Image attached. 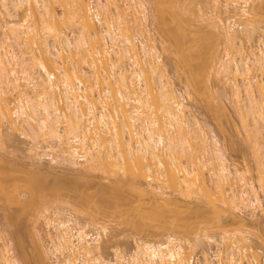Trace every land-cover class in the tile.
Listing matches in <instances>:
<instances>
[{
  "label": "bare ground",
  "instance_id": "bare-ground-1",
  "mask_svg": "<svg viewBox=\"0 0 264 264\" xmlns=\"http://www.w3.org/2000/svg\"><path fill=\"white\" fill-rule=\"evenodd\" d=\"M186 1L149 0L153 24L164 34L169 43L165 49L194 92L211 90V76L227 89L254 159L256 184L230 162L210 127L190 113L184 94L169 81L150 35L145 2L0 0V27L5 31L0 38V149L7 130L18 132L30 143L29 166L47 161L80 175L101 172L104 179L113 178L115 186L127 183L161 202L170 215L156 217L159 222L173 219L161 228L159 240L139 239L125 257L115 248L113 262L104 256L106 227L101 228L103 234L91 233L71 213L62 217V211H54L44 218L49 247L43 248L41 238L33 263L25 256L18 261L11 245L2 243L0 264H48L49 256L56 264H194L187 251L204 242L217 248L213 256L203 255L200 264L258 263L250 253L243 220L225 229L220 213L227 212L232 221L235 211H248L256 221L264 215V34L258 32L264 0H207V11L200 15ZM199 18L216 33H199ZM63 25L70 28L69 35L62 32ZM190 34L198 36L190 39ZM255 36L256 46L244 47ZM219 43L223 56L216 61ZM216 103L225 112L222 99ZM35 179L24 183V200L10 198L1 181L0 190L8 202L31 208L45 197L46 187ZM200 198L209 210L198 204L194 214L189 203ZM181 200L189 202L187 208L183 205L186 212L177 210ZM207 211L214 221L205 216ZM204 216L193 240L176 235L178 228H188L185 220ZM211 229L218 239L207 234Z\"/></svg>",
  "mask_w": 264,
  "mask_h": 264
},
{
  "label": "rangeland",
  "instance_id": "rangeland-1",
  "mask_svg": "<svg viewBox=\"0 0 264 264\" xmlns=\"http://www.w3.org/2000/svg\"><path fill=\"white\" fill-rule=\"evenodd\" d=\"M142 1L146 3L147 7V22L149 25L148 28L150 30V35L156 40L157 46L161 51L164 69L167 73L169 81L172 83L175 90L184 94V102L189 107L190 113L199 121L201 125H207L210 127L211 130H209L213 132L214 135H216L230 162H232L237 169L245 170L247 179H251L253 183L256 184L254 159L248 144L245 142L246 140L244 131L237 114L234 112L232 104L229 101L227 89L223 86L220 80H217L215 77L211 76V84L209 83L211 85V90L205 89L202 91L201 89L198 90V92L197 90L194 92V89L188 83V79L186 78L185 74L181 69L174 65V62H176L174 60V55L170 52L168 53L170 50L167 51L165 49L166 46H169V43L165 42L167 39L165 38L164 34L157 30V24H153L155 23V11H153V5L151 2H149V0ZM206 1L207 0H187L186 3L191 5L196 15H200L201 12L205 13L207 11L208 4ZM54 9L57 16L60 17L61 9L56 6V4ZM19 14L17 15L18 17ZM20 17L22 18V15ZM20 17L18 19H20ZM185 17H188L187 14H185ZM207 17L208 15H206L204 18ZM204 20L202 21L200 18L196 20V26L199 30V33H216L213 28L207 26L208 23ZM1 23L0 25H2ZM97 25L99 26L98 23ZM258 27L260 29L258 32L260 31L261 34H264V16H262ZM234 28H236L238 31L240 30L239 27ZM62 30L64 34L66 33L65 35H69L71 31L70 28H67L65 25L62 26ZM74 30L75 29H73V31ZM4 32L5 31H3L0 27V38H2V36L5 34ZM76 32L77 30L75 33ZM260 33L259 35L256 34V36L261 37ZM190 35V39H194L198 36V34ZM256 36L252 42L244 43V47L247 48V46H256V43L258 42ZM215 52V60H220L223 56L222 43H219ZM209 59L210 58H208V61ZM214 63L215 62L211 60V64ZM183 74L184 76H182ZM201 91L203 92L204 96L200 95L202 94L200 93ZM204 91L208 94L209 91L211 92V100L209 99L210 94L208 96ZM185 93H187L188 96H186ZM219 98L222 99L225 106V112L223 113H221L222 111L220 109L219 113L217 107L218 105L216 101ZM207 100L212 101L213 106H216V108L215 106L214 108L212 107L214 110H212L210 106L208 107L211 102L209 103ZM208 128H206L207 131H209ZM6 133L8 134V139L6 138L4 141V148L0 149V157H2V160H0V181L1 184H4L7 195L10 198L16 197L20 200H24V198L27 196L25 194L26 188L24 183L27 182V180L31 181V177H33V179L34 177L36 178L35 181L33 180V182L38 180L39 184L46 187L44 190L45 197L42 199V201L40 200L39 202H36V204L31 208L25 209L20 206V204L8 202V198L6 199V196L4 197L3 194L4 192L2 193L0 190V244L2 245V243H9L13 249V255L18 259V261H20L19 256L21 258L25 256L33 263L37 253V248H35V246L37 247L36 244H38L41 238L42 240L40 241V244L43 245V248L49 247L48 240L46 241V238H44L48 231L44 224V218L46 216L49 217V215H51V213L53 214L54 211H62L64 213H61L63 214L62 217L71 213L73 217L75 216L80 224L86 223L88 225L86 231L91 233H94L96 230L101 232L102 226L106 227L107 236L102 237V245L104 247L103 251L105 259L113 262H115V248H117L122 256L125 257L133 251L137 240H159V232H163L166 227L165 224H167L170 219L171 221L173 220L172 218H169V221L167 222L168 219H163L160 221V223L157 219L159 216L164 218L169 217L168 215H170L169 212L165 210L161 202H155L151 196H147L144 193V195H141L139 194V191L135 192L136 189L133 191L132 187L127 185V183H119L117 186H115L113 183L116 181L113 178L108 180L104 179V176L101 172H98L97 174L92 173L91 176L89 173H82L80 175L79 172L72 170L67 165L53 167V165L48 164L47 161H42V163L39 164L36 163L34 164L35 166L33 165V167L29 166L32 163V161H30L31 159L29 158V140L25 137H22L18 132L12 133L7 130ZM117 178L118 179L116 180L121 181V178ZM145 186L146 184L139 188ZM55 188H58V190ZM108 198L109 200H107ZM201 199L203 198H200L198 201H196L197 199H191L190 203L188 202L190 208L189 210H192V212L194 211V214H196L195 210L197 209L198 204L203 210L208 209L207 205L206 209L204 208L205 200ZM104 200L107 202H113L112 204H108L106 202V204L109 205L108 207V205L105 206ZM101 201L105 207H102ZM183 202L184 201L182 200L178 201V203L182 205V208H178L177 210L186 212L185 207H188L186 205L188 203ZM262 203L264 208V202ZM235 212L233 221L231 217L228 216L227 212L223 211L220 213V220L224 225V228L231 229L238 227L240 221L243 220L245 224L243 229L250 233L248 235L250 240L248 245L251 248L250 253L255 255V260L258 262L257 264H264V215H261L260 217L258 216L256 221L255 219L249 217L248 211H237V215ZM209 213L210 212H208V215L206 214L205 216H209V219L207 218L208 220L214 221L215 219L211 220L213 215H210ZM177 214H179L177 217L181 218L182 216H187L185 213ZM191 214L193 215V213ZM12 215L15 217L12 218ZM205 216L202 217L203 219L200 217H195L192 219L186 218L188 221L184 219L187 223H189V226L188 228L183 227L184 230L182 227L178 228L177 231L180 233L178 234V232H176V235L178 237L180 236L179 238L181 239L187 238L193 240V232H195L196 226L199 224L201 225V220L205 221ZM159 223L162 226H160ZM168 224H170V222ZM180 229L182 231H179ZM207 234L209 236H214L215 239L219 238V234L215 229H211V232L209 230ZM216 248L217 247L214 244H208L204 242L200 244L194 251L191 252L188 250L187 252L192 253L191 256L194 257V264H200L202 263L203 255L213 256V251H215ZM48 258V264H56V259L53 256H49ZM215 261L216 260L213 262ZM19 263L21 264V262Z\"/></svg>",
  "mask_w": 264,
  "mask_h": 264
}]
</instances>
